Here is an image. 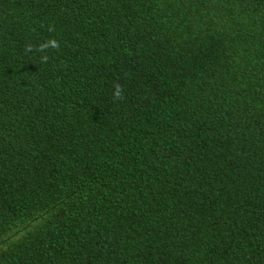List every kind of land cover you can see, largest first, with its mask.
<instances>
[{"label":"trees","instance_id":"trees-1","mask_svg":"<svg viewBox=\"0 0 264 264\" xmlns=\"http://www.w3.org/2000/svg\"><path fill=\"white\" fill-rule=\"evenodd\" d=\"M0 264H264V0H0Z\"/></svg>","mask_w":264,"mask_h":264},{"label":"clouds","instance_id":"clouds-1","mask_svg":"<svg viewBox=\"0 0 264 264\" xmlns=\"http://www.w3.org/2000/svg\"><path fill=\"white\" fill-rule=\"evenodd\" d=\"M49 31L52 32L54 31V27H50ZM33 45L27 44L25 46V51L26 52H31L33 51ZM60 43L57 39L55 38H49L48 40L42 42L38 47H36V51H39L41 53H45V55L41 56V62L42 63H47L49 56L46 54L47 50L49 48L52 49H59ZM114 92H113V99L114 100H122L124 99V88L123 85H121L119 82H114L113 84Z\"/></svg>","mask_w":264,"mask_h":264}]
</instances>
